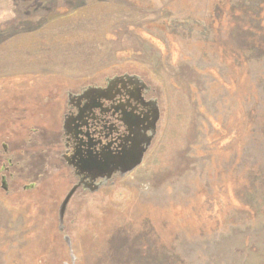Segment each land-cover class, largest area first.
Instances as JSON below:
<instances>
[{
	"label": "rangeland",
	"instance_id": "374dc122",
	"mask_svg": "<svg viewBox=\"0 0 264 264\" xmlns=\"http://www.w3.org/2000/svg\"><path fill=\"white\" fill-rule=\"evenodd\" d=\"M122 74L157 133L60 230L67 93ZM0 264H264V0H0Z\"/></svg>",
	"mask_w": 264,
	"mask_h": 264
},
{
	"label": "flooded vegetation",
	"instance_id": "af4514ba",
	"mask_svg": "<svg viewBox=\"0 0 264 264\" xmlns=\"http://www.w3.org/2000/svg\"><path fill=\"white\" fill-rule=\"evenodd\" d=\"M151 90L141 77L122 74L67 93L62 127L57 136V154L79 190L98 191L103 185L112 184L120 177V171L107 180L104 171L98 172L97 164L109 161L112 156H122L124 151L135 153L145 147L148 138L155 137L160 108ZM39 132L30 130L29 134L38 137ZM3 150L1 153L7 155L8 146L4 145ZM15 160L11 154L2 166L5 174L1 184L5 190H8L7 174L14 176ZM83 167L91 171H85ZM34 186L25 184L23 189L30 190Z\"/></svg>",
	"mask_w": 264,
	"mask_h": 264
},
{
	"label": "water",
	"instance_id": "95a60500",
	"mask_svg": "<svg viewBox=\"0 0 264 264\" xmlns=\"http://www.w3.org/2000/svg\"><path fill=\"white\" fill-rule=\"evenodd\" d=\"M154 136L147 139L145 147L139 149L137 152L128 153L126 151L122 152L121 155L112 156V158L109 159V161H106L101 164H97L99 166V171H104L106 173L107 180L111 179L112 175L116 173V171H120V176L123 177L129 173H132L136 168H138L144 159L145 153L147 152L148 148L150 147L151 141L153 140ZM100 163V162H98ZM85 171H89L90 169H87V167H83ZM107 169H109L107 171ZM91 171V170H90ZM97 187V186H96ZM79 185H76L72 188V190L68 193L65 200L63 201L62 205L60 206L59 210V220L61 223L60 230H62V225L64 222V216L65 212L68 206V203L74 193L78 190ZM97 189V188H96ZM95 190H92L94 192ZM68 244L70 245V242L68 238H66Z\"/></svg>",
	"mask_w": 264,
	"mask_h": 264
}]
</instances>
